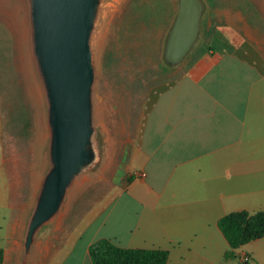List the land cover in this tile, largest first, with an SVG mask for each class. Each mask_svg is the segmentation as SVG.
<instances>
[{"label":"crops","instance_id":"1","mask_svg":"<svg viewBox=\"0 0 264 264\" xmlns=\"http://www.w3.org/2000/svg\"><path fill=\"white\" fill-rule=\"evenodd\" d=\"M194 47L143 102L105 201L69 238L46 239L43 230L25 263L27 216L16 178H4L2 264H91L88 248L99 239L166 250L167 264H239L226 258L233 251L217 222L264 211L257 205L264 199V54L259 61ZM241 252L264 264V238L234 251Z\"/></svg>","mask_w":264,"mask_h":264},{"label":"rangeland","instance_id":"2","mask_svg":"<svg viewBox=\"0 0 264 264\" xmlns=\"http://www.w3.org/2000/svg\"><path fill=\"white\" fill-rule=\"evenodd\" d=\"M200 1L196 50L204 46L213 53L235 52L262 60L264 0ZM177 4L178 0L100 1L90 39L92 116L100 160L70 188L43 238L71 237L108 196L135 138L143 102L173 77L164 47ZM48 143L46 96L32 50L29 0H0V192L6 188L4 178L13 183L16 178L25 216L48 169ZM257 205L264 207V199ZM230 258L253 264L246 253L233 251Z\"/></svg>","mask_w":264,"mask_h":264},{"label":"water","instance_id":"3","mask_svg":"<svg viewBox=\"0 0 264 264\" xmlns=\"http://www.w3.org/2000/svg\"><path fill=\"white\" fill-rule=\"evenodd\" d=\"M101 0H29L32 50L47 105L48 169L26 219L25 263L35 240L60 213L74 183L99 164L93 126L91 33ZM203 5L178 0L164 60L179 64L199 36Z\"/></svg>","mask_w":264,"mask_h":264},{"label":"trees","instance_id":"4","mask_svg":"<svg viewBox=\"0 0 264 264\" xmlns=\"http://www.w3.org/2000/svg\"><path fill=\"white\" fill-rule=\"evenodd\" d=\"M231 251L239 250L251 242L264 238V211L250 213L239 211L226 214L217 222ZM91 264H167L168 252L160 249H126L107 239H99L89 245ZM232 257V252L226 258ZM3 251L0 249V264Z\"/></svg>","mask_w":264,"mask_h":264}]
</instances>
